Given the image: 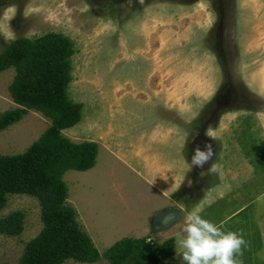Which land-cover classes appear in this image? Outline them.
I'll return each mask as SVG.
<instances>
[{
    "label": "rangeland",
    "instance_id": "374dc122",
    "mask_svg": "<svg viewBox=\"0 0 264 264\" xmlns=\"http://www.w3.org/2000/svg\"><path fill=\"white\" fill-rule=\"evenodd\" d=\"M97 3L0 0V53L21 37L55 32L70 40L67 92L83 108L62 132L99 148L94 167L68 170L63 180L67 203L102 258L63 264H109L104 253L126 238L146 236L153 246L176 240L201 205L203 218L224 231L255 225L264 239V0H124L100 10ZM15 73L0 72V116L21 107L11 91ZM51 123L27 108L0 130V153H24ZM209 140L214 156L189 171L195 149L206 150L200 143ZM213 163L221 173L208 172ZM169 209L178 212L177 223L154 230L158 213ZM18 210L23 231L0 232V264H17L43 229L38 198L8 194L0 218ZM255 233L243 238L256 245Z\"/></svg>",
    "mask_w": 264,
    "mask_h": 264
},
{
    "label": "trees",
    "instance_id": "16d2710c",
    "mask_svg": "<svg viewBox=\"0 0 264 264\" xmlns=\"http://www.w3.org/2000/svg\"><path fill=\"white\" fill-rule=\"evenodd\" d=\"M70 40L59 33H46L39 39L21 37L0 53V72L14 67L12 96L21 107L0 116V130L18 121L35 108L52 121L22 154L0 153V209L10 193L29 194L42 206L43 229L25 247L17 264H63L74 259L97 262L102 254L78 221L77 210L67 203L68 187L63 174L86 171L96 165L99 152L95 141L75 143L63 130L76 125L83 104L69 98L71 78ZM23 212L0 218V232L10 235L23 231ZM175 238L153 246L148 237L117 241L105 253L109 264H162L175 254Z\"/></svg>",
    "mask_w": 264,
    "mask_h": 264
},
{
    "label": "clouds",
    "instance_id": "9594fccd",
    "mask_svg": "<svg viewBox=\"0 0 264 264\" xmlns=\"http://www.w3.org/2000/svg\"><path fill=\"white\" fill-rule=\"evenodd\" d=\"M205 134L215 140V135L209 129ZM205 149L201 150L199 147L195 149L191 164H189V171L192 166L203 168L212 159L214 156L212 145L206 144ZM208 172L219 174L221 166L213 163ZM202 211V207H194L185 217L182 229L184 235L176 234V244L182 250L180 256L185 264H238L236 256L242 255V246L246 245L243 234L225 232L222 225L214 224L203 218ZM169 219L172 217H165L162 223Z\"/></svg>",
    "mask_w": 264,
    "mask_h": 264
},
{
    "label": "crops",
    "instance_id": "0c3cea01",
    "mask_svg": "<svg viewBox=\"0 0 264 264\" xmlns=\"http://www.w3.org/2000/svg\"><path fill=\"white\" fill-rule=\"evenodd\" d=\"M218 193H220V192H218ZM214 194H217V193L214 192L213 195ZM211 195H212V193L210 195H208V197L206 199L210 200L213 197V195L212 196ZM204 203H207V202L204 201ZM201 207H202V205H201ZM231 215H233V214H231ZM227 216H225V218H223L224 219L223 221H226V219L230 218V216L228 218H227ZM223 221H221V222H223ZM246 223H248V220H246L245 222L243 221L241 224L243 225V224H246ZM216 224L217 225H222V224H219V223H216ZM239 228L237 230H235L234 228H232V230L230 229L229 231L236 232L237 234L242 233L244 236L245 235L246 236L247 235H251V233H255L254 232L255 225H254L253 229L250 230L251 232L249 231V229H247L246 230L247 233L246 232L243 233V231L241 229H239ZM160 229L161 228L160 227H157V226L154 228V230H156V231L157 230H160ZM227 231H225V232H227ZM255 234H258L260 236V241L256 245H252V243H253V237H249L248 236L249 239H247L245 237L246 238V240H245L246 241V245L245 246H242V255H239L238 254L236 256V260H237L238 264H264V239H263V236H262L263 234H262V232L261 233H255ZM260 244H262V245H261V248L259 249ZM257 249H259V250H257ZM175 256H177V257H175ZM174 257L175 258H178V261H177V263L175 262L173 264H185V262L182 259V256H180V253L177 254L176 248H175V254L171 258H169V260L172 259V258H174ZM166 261H168V259Z\"/></svg>",
    "mask_w": 264,
    "mask_h": 264
},
{
    "label": "water",
    "instance_id": "95a60500",
    "mask_svg": "<svg viewBox=\"0 0 264 264\" xmlns=\"http://www.w3.org/2000/svg\"><path fill=\"white\" fill-rule=\"evenodd\" d=\"M165 217H172V219L167 220V222H165V223H161V221H163L165 219ZM178 219H179L178 212L175 209H169V210H166V211L163 210V211L159 212L158 216L155 219V221L156 220L160 221V225H162L160 227H164V226H168L169 227V226L173 225L174 223H176V221ZM156 226H157V224H156Z\"/></svg>",
    "mask_w": 264,
    "mask_h": 264
},
{
    "label": "flooded vegetation",
    "instance_id": "af4514ba",
    "mask_svg": "<svg viewBox=\"0 0 264 264\" xmlns=\"http://www.w3.org/2000/svg\"><path fill=\"white\" fill-rule=\"evenodd\" d=\"M90 1H92V0H90ZM93 1H95V3L96 2H98L97 3V7H98V9L100 10V9H102L103 7H102V5L101 4H103L104 2H107V5L109 6L110 4L109 3H112V2H115V3H117V2H124V0H93ZM6 2H8V0H6ZM209 142H210V144L212 145V148H213V152L215 153V146H214V143L211 141V140H209ZM207 144V142H201L200 143V145H201V147L203 148V149H205V145ZM160 222V221H159ZM161 223H162V221H161ZM160 226H162V225H157V227H160Z\"/></svg>",
    "mask_w": 264,
    "mask_h": 264
}]
</instances>
